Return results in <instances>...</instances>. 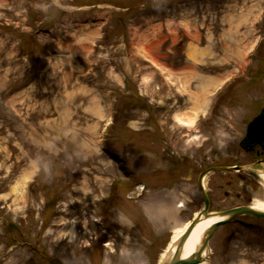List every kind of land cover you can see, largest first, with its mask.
I'll list each match as a JSON object with an SVG mask.
<instances>
[{"label":"rangeland","instance_id":"374dc122","mask_svg":"<svg viewBox=\"0 0 264 264\" xmlns=\"http://www.w3.org/2000/svg\"><path fill=\"white\" fill-rule=\"evenodd\" d=\"M263 19L264 0H0V264H159L205 167L256 162ZM262 173H210L211 208L264 202ZM210 246L200 264H264V219Z\"/></svg>","mask_w":264,"mask_h":264},{"label":"water","instance_id":"95a60500","mask_svg":"<svg viewBox=\"0 0 264 264\" xmlns=\"http://www.w3.org/2000/svg\"><path fill=\"white\" fill-rule=\"evenodd\" d=\"M260 144L264 147V109L262 112L252 120L248 126L247 134L245 139L241 142V146L244 148L254 147ZM239 169L238 167H215L212 169ZM207 173L202 174V177ZM209 203L206 201L205 208L197 215V217L192 221L186 231L179 237L176 241V249L171 254L169 253L160 264H199L210 256L211 248L209 245V240L213 233L223 224L231 222L238 216L251 215L255 217L264 218V210L255 209L253 206H239L226 211L219 212H208ZM210 217H218L219 219L212 223L207 229L201 249L198 252L192 254L189 258H181V250L185 244L187 238L195 228V226L203 219ZM204 251L206 253L203 255Z\"/></svg>","mask_w":264,"mask_h":264},{"label":"bare ground","instance_id":"6f19581e","mask_svg":"<svg viewBox=\"0 0 264 264\" xmlns=\"http://www.w3.org/2000/svg\"><path fill=\"white\" fill-rule=\"evenodd\" d=\"M195 48V49H194ZM194 53L191 54L193 57L194 60H196L197 57H195V53L197 52V48L194 47ZM145 49V52H148L149 49L148 48H144ZM246 55V54H245ZM146 80H147V77H146ZM199 91V90H198ZM202 91V90H201ZM200 94V92L198 93V95ZM207 96V95H206ZM205 98V97H204ZM208 98V97H207ZM204 102H207V99L206 101ZM202 102V103H204ZM205 104V103H204ZM97 108V107H96ZM98 110H101V107L98 106L97 108ZM97 110V111H98ZM101 116H103V111L101 112ZM186 114V112H185ZM185 114L184 115H178V120L180 122H186L185 119ZM189 118H192V116H188ZM184 122V123H185ZM262 176V179L264 181V173L261 174ZM253 207L255 209H259V210H264V202L263 201H258L256 200L254 203H253ZM219 218L218 217H210V218H207V219H203L201 220L196 226L195 228L193 229V231L191 232V234L189 235V237L187 238L185 244L183 245L182 247V250H181V258L185 259V258H189L192 254H194L195 252H198L200 249H201V246H202V243H203V240H204V236H205V233L207 231V229L210 227V225L212 223H214L215 221H217ZM186 226V225H185ZM185 228L186 227H183V228H180L178 230L175 231V234L172 236L171 238V246L169 248V253H173L176 249V241L179 239V237L182 235V233L185 231ZM168 253V254H169ZM206 253V251H204L203 255Z\"/></svg>","mask_w":264,"mask_h":264},{"label":"flooded vegetation","instance_id":"af4514ba","mask_svg":"<svg viewBox=\"0 0 264 264\" xmlns=\"http://www.w3.org/2000/svg\"><path fill=\"white\" fill-rule=\"evenodd\" d=\"M245 150V149H244ZM245 153L247 155H250L253 159L256 158V161L259 162L258 165H264V149L257 145L253 148H248L245 150ZM225 165V164H223ZM233 165H237V166H244L245 163L244 162H241L240 160L237 161V163L235 164H230L229 166H233ZM243 170H240V171H236V170H233V171H228L229 173H237L238 175H240L241 177H244V175L242 174ZM201 196H202V202L205 204V196H204V193L201 192ZM208 198H209V203H210V207H212V204H213V201H214V196L213 194L209 191L208 192ZM244 204V203H242ZM242 204H233L231 206H227V207H224V208H217V210L221 211V210H227V209H230V208H233V207H236L238 205H242ZM204 206L201 205V208L199 209H202ZM239 221V220H237Z\"/></svg>","mask_w":264,"mask_h":264},{"label":"clouds","instance_id":"9594fccd","mask_svg":"<svg viewBox=\"0 0 264 264\" xmlns=\"http://www.w3.org/2000/svg\"><path fill=\"white\" fill-rule=\"evenodd\" d=\"M145 115H147V114L145 113ZM130 126L135 127V122H130Z\"/></svg>","mask_w":264,"mask_h":264}]
</instances>
